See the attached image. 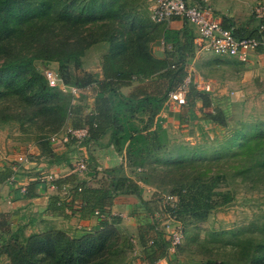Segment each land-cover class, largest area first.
<instances>
[{
	"label": "rangeland",
	"instance_id": "374dc122",
	"mask_svg": "<svg viewBox=\"0 0 264 264\" xmlns=\"http://www.w3.org/2000/svg\"><path fill=\"white\" fill-rule=\"evenodd\" d=\"M31 1L36 5V0ZM198 1L210 6L218 14L233 12L230 24L238 28L240 22H245L253 30L257 26V21L251 14L253 5L264 0ZM90 3L91 8L110 6L113 9L112 17L87 21L89 14L87 15L86 8H89ZM153 3L154 0H53L54 6L51 9L75 13L74 19L72 18L74 22L62 21L52 30L48 27L47 31H41L40 20L48 15L55 16L50 8H43L39 16L29 21L27 26L14 24L16 29L12 44L16 46L17 52L34 56L32 64L37 73L42 75L46 68H50L63 75L68 74L72 79L83 71L95 72L100 67L102 55L109 50L104 37L110 34L106 33L111 28L104 26L102 22L114 21L125 31L121 35L116 32L115 35L125 37L131 50H137L123 59L124 67L131 70L132 82L151 90L161 85L158 74L153 71L165 67V64L170 66L173 62L153 53L152 42L159 32L157 24L162 23L150 18L149 6ZM68 5L71 8L65 7ZM48 11L50 13L46 14ZM117 13L127 14L129 17L116 18ZM136 24L140 26V31L135 29ZM27 28L36 34L28 35L24 31ZM39 33L41 37L38 36ZM85 34L88 36L85 37ZM193 51L185 58L186 72L191 75L187 91L191 85L195 86L193 79L197 76L211 81L214 90L206 93L212 104L204 109H220L225 116L226 125L202 122L197 118L195 114L201 109V100L196 87L194 89L197 91L193 90L191 95L195 98V105L192 107L194 116L186 111L188 104L182 106L172 101L166 102V96L157 113L149 107H137L126 113V123H133L143 137L132 141L127 139L124 144L114 146L122 161L119 163L120 168L115 166L113 174L134 178L145 189L146 196L152 195V212L144 209L142 219L139 220L155 221L158 230L163 232L166 229L163 219L168 214H174L166 199L172 197L173 200L180 201L190 184V189L203 190V193L209 195L212 206L205 213H182L170 217L169 229L176 222L180 223L183 237L172 250H167V257L160 264H264V171L257 166L258 161L255 159L233 155L242 142H249L255 149L258 146L255 142L259 144L260 140L262 149L256 148V151L264 153V80L259 83L252 81L249 85L231 81L226 78V70L237 67L236 58L215 54L199 46L194 47ZM142 52L145 56H140ZM191 56L197 57L193 63ZM174 61H178L177 57ZM206 61H216L217 64L207 66ZM219 61H226L228 66L218 64ZM192 66L196 69L193 70ZM91 86L95 87L94 84ZM223 87L224 91L221 90ZM93 92L79 88L74 94L63 93L69 95L71 103L80 105L82 112H87L89 104H92ZM181 117L184 119L182 123ZM69 123L71 124V120L67 119L59 125H49L45 116L22 102L17 95L8 93L0 96V167L7 160L15 165V173L23 174L27 169L24 164L15 163V158L26 153L30 163L34 162L35 154L30 151L33 145L46 150L45 144L50 142V137L61 135ZM89 144L86 146L87 152H91L93 158L89 157V171L77 176L81 179L90 178L88 185L92 184L91 187H101L106 184V172L97 168L94 148L92 145L89 147ZM72 146L69 153L61 157L69 164L71 155L75 152V147ZM192 150L197 152L192 153ZM11 153L16 155L11 157ZM259 156L257 152V160ZM94 167L96 172L93 173ZM182 167L189 169L184 174L187 177L184 180L185 187L174 185L175 180L181 176V173L176 172ZM170 177L173 180L170 181ZM218 190L229 191L225 201L219 198L216 193ZM164 203L166 208L163 207ZM23 213V217L18 215L20 218L11 219L8 214L5 219L12 220L11 225L14 227H22L25 235L55 228L56 224L47 219H37L33 214ZM111 229L112 234L126 237L132 244L122 250L117 264H145L149 261L143 258L138 240H131V222L125 220L114 223ZM93 231L95 230H90ZM111 239L114 240L113 237ZM7 263L8 257L3 253L0 243V264Z\"/></svg>",
	"mask_w": 264,
	"mask_h": 264
},
{
	"label": "trees",
	"instance_id": "16d2710c",
	"mask_svg": "<svg viewBox=\"0 0 264 264\" xmlns=\"http://www.w3.org/2000/svg\"><path fill=\"white\" fill-rule=\"evenodd\" d=\"M36 5L32 4L31 0H0V55L2 62L0 63V96L17 95L22 102L26 103L38 113L47 118L49 125H59L65 120L70 119L71 125L74 128L86 127L88 131V141H97L106 133H109L110 141L114 145L124 144L128 139H141L143 136L139 133V129L133 123H126L128 115L135 108L149 107L154 112L160 111V107L168 92L183 81L186 76L185 58L192 53V43H178V32L172 31L169 36L164 33V39H169L177 44L179 50V59L176 63L172 62L165 67L155 69L158 74L161 85L149 90L140 88L137 92L124 94L121 87L130 85L132 82L131 70L124 67L123 59L134 54L137 50H131L128 45L129 41L124 37L121 38V32H125L122 26H118L114 21L102 22L106 27L108 34L104 37L109 44V50L101 57V77L96 72L83 71L81 75H74L71 79L70 75L62 74L64 82L74 85L80 89L92 87L94 90L93 105L87 112H82L80 105H74L70 102L68 94L63 93L57 87L48 85L44 75L37 73L33 66V55L17 52V48L12 44V37L15 32V23L28 25V22L35 19L42 12L43 8H52L53 0H36ZM66 8H71L69 5ZM86 8V13L89 16L87 21L95 19H107L112 17L113 9L110 6L103 5L97 8ZM55 16L48 15L45 19L40 20L41 31H47L48 27L52 30L53 27L61 24L62 21L74 22L73 12L53 11ZM48 11L46 14H49ZM116 18H126L127 14L117 13ZM73 18V19H72ZM223 26L233 27L226 23V18L223 17ZM136 30L140 31V26L136 24ZM28 35L34 36L35 31L27 28L24 30ZM130 31V30H128ZM233 34L238 36V31L233 27ZM119 35V37L116 34ZM166 32V31H165ZM89 33V32H88ZM127 34V32H126ZM125 34V35H126ZM149 35V34H147ZM259 35L258 27L246 36ZM41 37V33L38 35ZM45 36V35H44ZM88 35L85 34V37ZM239 37H245L239 35ZM151 39V38H150ZM257 52L264 54V46H258ZM139 54V53H138ZM145 56V53H140V56ZM150 54V53H149ZM122 61V62H120ZM173 65V66H172ZM29 75V77H27ZM36 85V87H35ZM186 93V111L193 115L192 107L195 105V98L192 92L195 86ZM18 91V92H17ZM197 91V90H195ZM198 97L201 100V109L195 115L200 121H210L219 125H226L225 116L220 109L212 108L207 111L204 108L209 107L212 103L205 91H197ZM184 106V105H182ZM194 116V115H193ZM184 119H180L182 123ZM134 134V135H133ZM264 137V134L262 135ZM255 142L256 148L262 149V145ZM240 145L238 151L233 155H241L250 157L258 161L257 166L264 171V153L256 151L254 145ZM75 144V143H74ZM264 146V145H263ZM43 148V147H41ZM47 151L49 142L45 144ZM118 150H121L118 148ZM196 150H192L193 153ZM197 152V151H196ZM257 152L260 154L257 160ZM194 155V154H193ZM113 170L106 172V184L101 187H91L87 185V180L81 179L76 174L70 173L64 177H60L53 181L57 192L62 191L65 187L68 192L69 202L66 199H61L56 194L51 195L48 210L54 212L61 210L64 206H68L73 211V202L78 201L80 208H89L93 213L98 210L101 215L95 231L86 232L80 235H69L59 228H53L51 231L43 233H32L25 235L22 232V227L12 226V220L5 219L7 215L0 213V243L2 251L8 257L7 264H117L120 260L122 250L132 244L125 237L121 238L118 234H112L111 226L119 222V218L110 217L107 208L111 205L115 195L124 193H134L140 198V203L146 207L148 212L151 211V205L142 198V186L134 179L124 174L114 175ZM188 168L182 167L176 173H181L174 185L185 187L184 176L188 172ZM115 171V170H114ZM96 172L94 167L93 173ZM175 173V172H174ZM173 178L170 177V181ZM38 181L33 182L29 187L25 188L23 197L36 196L38 193L35 189L38 186ZM40 187L43 186L39 183ZM191 184L187 186L186 192L182 195L180 201L176 202V206L172 207V211L176 216L182 213L196 215L205 213L212 206L209 195L203 190H192ZM216 193L219 198L225 201V196L229 191L218 190ZM65 196V195H64ZM143 222V221H142ZM114 238L111 239V238ZM139 243L142 246L143 258H147L152 262L161 258L167 257L168 240L164 233L158 230L155 221H146L140 223L138 227ZM151 240V242H149Z\"/></svg>",
	"mask_w": 264,
	"mask_h": 264
},
{
	"label": "crops",
	"instance_id": "0c3cea01",
	"mask_svg": "<svg viewBox=\"0 0 264 264\" xmlns=\"http://www.w3.org/2000/svg\"><path fill=\"white\" fill-rule=\"evenodd\" d=\"M186 1L189 3L200 2L198 0ZM214 12L217 16L221 18L223 24V17H225L226 23L237 29L238 36L242 35L246 37V35L251 34L255 30H252L250 27H247L245 22H240L238 28L235 27L233 24H230L229 22L233 20L231 18L234 16L233 12L225 13L224 15L222 13L218 14L216 11ZM235 17H237V15ZM253 18L255 19L254 16ZM255 20L257 21L258 26V20ZM157 27L159 28V32L155 40L152 42L153 53L157 56H164L165 58H168L169 61L173 62H176L174 61L176 57L177 60L179 59V50L177 48V44L173 43L169 39H164V33L169 36L172 31H176L178 32V43H188L189 45L190 43H192V49L197 46V44L194 43L196 29L193 25L186 23L180 18H172L168 21L158 23ZM184 54H186L187 57L190 56L187 52H184ZM196 58L197 57L195 56H191L192 63L196 60ZM236 63V68L231 67L226 70V78H230L231 81H235L236 83H243L245 85H249V83L252 81L259 83L260 81L264 80L263 53L252 51L249 53V57L246 61H241L236 58ZM205 64L207 66L208 64H210L212 67L216 65L217 62L206 61ZM218 64L227 65L228 63L226 61H219ZM192 68L193 70L196 69L195 66H192ZM95 72L99 74V77H101V67H98ZM199 79L204 78L199 76L195 78V80ZM204 80L209 82L214 90L213 83L207 79ZM140 88L142 87L137 86L136 83L133 81L130 85L121 87V91L124 94H128L131 92H137L138 90H140ZM84 90L92 91L93 88L88 87ZM221 90L224 91L225 87H223ZM92 95V104H89L90 107L88 110L92 108L94 92ZM69 128L74 127H72V125L69 123L65 126L64 132L59 135L58 141H55L54 143L49 142V151H46L45 149L39 146L33 145L30 151L35 154L36 159L33 160L34 162L32 163L24 164V167L27 170H24L23 174L15 173V167H12L11 163L7 162V160L2 162V164L4 165L0 167V213H4L6 215L10 214L9 218L17 219L20 218L18 217V215L23 217V211H25L26 214H33L37 219L43 218L49 220V222L53 224L55 223L56 228L65 231L69 235H80L82 233L89 232L92 229H96L99 221V216L94 214L89 208H80L78 201L73 202V211L68 206H64L63 208H61V210L59 209L55 210L54 212H50L48 210V204L51 195L56 194L57 196H60L61 199L65 198L66 202H69V197L64 196L62 191L57 192L55 187H52L51 185L45 184L40 187L38 183V186L35 189V191L38 193L36 196L26 198L22 196L25 191H21V187H29L33 182L36 181V175H38L41 171L45 169L51 168L55 172V179L70 174L69 163L67 162V160L61 158L62 155L69 153L71 149L70 147L72 145L74 146L75 143V138L68 132ZM62 137L67 138V142L65 144L62 143V141L60 140V138ZM89 143V147L92 145V147L94 148L93 153L95 156V161L97 162L96 165L99 166L103 172L107 170L111 171L112 169L115 170V166H119V163H121L122 161V157L118 155V151L114 147L115 145L113 144V142L110 141L109 133H106L97 141L91 140L89 141ZM15 155L16 154L11 153L10 156L14 157ZM89 157L93 159L91 152H89ZM13 174L14 179L13 181H10L9 177H11ZM89 179L90 178L87 177L85 179L87 180V185L89 183ZM144 192L145 189L142 192V198L146 200L149 205H151V203L153 202L152 195L146 196ZM144 209H146V207L140 203L139 196L134 193H124L115 195L113 197L111 205L107 208V211H109L110 217L119 218L118 223L124 222L125 220L131 222V229H129V232L131 233V235H133V238H131V240L133 242H136L138 240L139 242L138 227L140 223H143L139 219H142L141 215L143 214ZM139 248L141 250L143 249L141 245ZM163 260L165 259L161 258L159 259V262L161 263V261Z\"/></svg>",
	"mask_w": 264,
	"mask_h": 264
},
{
	"label": "built area",
	"instance_id": "2783aa9c",
	"mask_svg": "<svg viewBox=\"0 0 264 264\" xmlns=\"http://www.w3.org/2000/svg\"><path fill=\"white\" fill-rule=\"evenodd\" d=\"M149 10L150 18L154 22H164L172 18H180L186 23L193 25L196 29L194 43L201 49L215 54L232 56L238 60L246 61L250 52L256 51L258 46H264V1H257L252 8V14L258 20L257 27L259 35L246 37H239L233 34V27L223 26L221 18L216 15L214 10L210 6L200 2L189 3L186 0H154ZM43 75L49 86L57 87L62 92L74 94L79 90L78 87L65 83L61 75L53 69L46 68ZM189 83H191V75L187 72L183 81L168 92V100L166 102L172 101L178 105H184L186 103V93ZM193 83L198 90L205 92L213 91L210 83L204 79H193ZM68 132L75 138V152L71 155L69 164L70 173L80 176L89 171V154L86 147L89 144L87 140L88 131L86 127H81L69 128ZM58 140V135H52L50 137V142L52 143ZM60 140L64 144L67 142L66 137H62ZM15 160V163L17 162L19 164H29L31 162L26 153L19 155ZM14 166L13 164L12 167ZM97 168L99 169V166ZM55 178V172L49 168L36 175L35 180L41 185L48 184L54 187L53 181ZM13 179L14 174L9 177L10 181H13ZM21 191H25V187H21ZM62 193L68 197V192L65 187H62ZM166 201H168L171 207L176 206L177 201L175 199L173 200L172 197L171 199H166ZM163 207L166 208L165 203ZM94 214L102 216L97 209L94 210ZM171 216L176 217L175 214H168L162 222L166 227V231L164 230L162 232L169 242L167 250H172L183 237V227L180 223L176 222V225L172 226V229H169V219H171ZM145 264H160V262L158 259Z\"/></svg>",
	"mask_w": 264,
	"mask_h": 264
}]
</instances>
